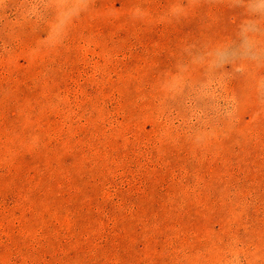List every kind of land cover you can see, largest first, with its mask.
Segmentation results:
<instances>
[{"label": "rangeland", "instance_id": "obj_1", "mask_svg": "<svg viewBox=\"0 0 264 264\" xmlns=\"http://www.w3.org/2000/svg\"><path fill=\"white\" fill-rule=\"evenodd\" d=\"M0 264H264V0H0Z\"/></svg>", "mask_w": 264, "mask_h": 264}]
</instances>
